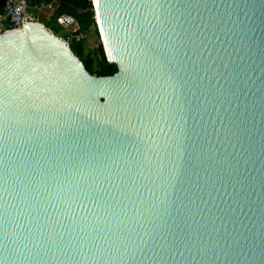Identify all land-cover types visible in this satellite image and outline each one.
Wrapping results in <instances>:
<instances>
[{
    "label": "water",
    "instance_id": "95a60500",
    "mask_svg": "<svg viewBox=\"0 0 264 264\" xmlns=\"http://www.w3.org/2000/svg\"><path fill=\"white\" fill-rule=\"evenodd\" d=\"M112 75L0 33V264H264V0H91Z\"/></svg>",
    "mask_w": 264,
    "mask_h": 264
},
{
    "label": "trees",
    "instance_id": "16d2710c",
    "mask_svg": "<svg viewBox=\"0 0 264 264\" xmlns=\"http://www.w3.org/2000/svg\"><path fill=\"white\" fill-rule=\"evenodd\" d=\"M7 0H0V14L4 12V6ZM31 5L35 3L49 4L47 12L52 11V15L46 19V14L36 13L34 21L44 23L55 34L61 32L62 28L56 23V16L69 15L74 18L77 28L75 35L70 42V48L76 57L81 61L84 67L98 76L112 75L117 71L115 64L107 61L101 41L91 49L87 48L86 33L93 29L99 38L98 30L94 19V11L91 0H26Z\"/></svg>",
    "mask_w": 264,
    "mask_h": 264
},
{
    "label": "built area",
    "instance_id": "2783aa9c",
    "mask_svg": "<svg viewBox=\"0 0 264 264\" xmlns=\"http://www.w3.org/2000/svg\"><path fill=\"white\" fill-rule=\"evenodd\" d=\"M49 4L35 3L29 5L26 0H7L4 6V12L0 14V33L9 29H20L23 23L34 21L33 17L36 13L51 16L52 11L47 12ZM56 23L64 30L66 35L63 37L66 42H70L73 38L77 39L75 30L77 25L74 18L69 15H58L55 18Z\"/></svg>",
    "mask_w": 264,
    "mask_h": 264
},
{
    "label": "rangeland",
    "instance_id": "374dc122",
    "mask_svg": "<svg viewBox=\"0 0 264 264\" xmlns=\"http://www.w3.org/2000/svg\"><path fill=\"white\" fill-rule=\"evenodd\" d=\"M46 19L49 17V15L45 16ZM66 30L62 29L61 32H59L57 35L60 37H64L66 35ZM85 37L87 38V48L91 49L94 46H96V44L98 43V41H100V38H98L94 32L93 29L89 30Z\"/></svg>",
    "mask_w": 264,
    "mask_h": 264
}]
</instances>
